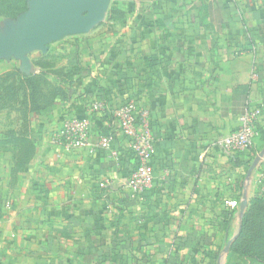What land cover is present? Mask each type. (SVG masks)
<instances>
[{
	"label": "crops",
	"instance_id": "crops-1",
	"mask_svg": "<svg viewBox=\"0 0 264 264\" xmlns=\"http://www.w3.org/2000/svg\"><path fill=\"white\" fill-rule=\"evenodd\" d=\"M20 15L0 16V33ZM129 101L154 145L152 183L135 196L112 116ZM263 102L264 0H109L88 31L0 56V264H264L262 206V259L231 249L255 198L264 110L251 152L218 147ZM65 115L87 117L110 148L64 152Z\"/></svg>",
	"mask_w": 264,
	"mask_h": 264
},
{
	"label": "built area",
	"instance_id": "built-area-1",
	"mask_svg": "<svg viewBox=\"0 0 264 264\" xmlns=\"http://www.w3.org/2000/svg\"><path fill=\"white\" fill-rule=\"evenodd\" d=\"M104 107V103L95 102L91 111H101ZM263 110L264 102L258 107L245 109L238 118L239 125L218 141V147L229 155L249 153L258 137V120ZM136 112L137 106L133 101L112 110V116L120 134L126 139L127 146L136 160L134 168L126 178V185L133 196L142 193L152 183L150 159L154 152L148 121L142 115V121L138 124ZM89 122L87 117L65 115L60 128L55 133L54 141L62 147L64 152L77 149H85L88 152H93L95 148L109 149L108 137L102 135L94 142L90 140ZM258 167L255 196L264 201V156L260 159ZM225 204L230 208L238 206L235 200L226 201Z\"/></svg>",
	"mask_w": 264,
	"mask_h": 264
},
{
	"label": "water",
	"instance_id": "water-1",
	"mask_svg": "<svg viewBox=\"0 0 264 264\" xmlns=\"http://www.w3.org/2000/svg\"><path fill=\"white\" fill-rule=\"evenodd\" d=\"M109 0H34L29 9L19 18V26L12 27L4 35L0 33V56L14 55L24 59L32 50H43L45 45L63 36L83 33L100 20ZM264 149L258 153L249 169L263 157ZM240 202V211L245 206ZM219 264V263H218Z\"/></svg>",
	"mask_w": 264,
	"mask_h": 264
},
{
	"label": "trees",
	"instance_id": "trees-1",
	"mask_svg": "<svg viewBox=\"0 0 264 264\" xmlns=\"http://www.w3.org/2000/svg\"><path fill=\"white\" fill-rule=\"evenodd\" d=\"M259 133L260 129L258 126V136ZM254 205L257 206L256 210L253 209ZM260 206H262L261 208L264 207V201L255 196L254 200L252 201V208L242 215L241 235L239 239H237V241L231 245V249L242 256L260 258V256L255 255V252L261 250V244L258 245L257 243L260 236L259 230L257 228L259 213L261 211Z\"/></svg>",
	"mask_w": 264,
	"mask_h": 264
},
{
	"label": "rangeland",
	"instance_id": "rangeland-1",
	"mask_svg": "<svg viewBox=\"0 0 264 264\" xmlns=\"http://www.w3.org/2000/svg\"><path fill=\"white\" fill-rule=\"evenodd\" d=\"M28 2L29 0H0V16L13 18L20 15L27 9Z\"/></svg>",
	"mask_w": 264,
	"mask_h": 264
}]
</instances>
